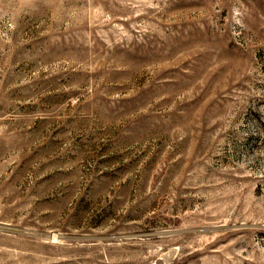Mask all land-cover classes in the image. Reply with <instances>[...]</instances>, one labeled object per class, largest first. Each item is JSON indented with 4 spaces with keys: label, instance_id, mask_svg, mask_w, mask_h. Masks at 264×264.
<instances>
[{
    "label": "rangeland",
    "instance_id": "obj_1",
    "mask_svg": "<svg viewBox=\"0 0 264 264\" xmlns=\"http://www.w3.org/2000/svg\"><path fill=\"white\" fill-rule=\"evenodd\" d=\"M0 264H264V0H0Z\"/></svg>",
    "mask_w": 264,
    "mask_h": 264
}]
</instances>
